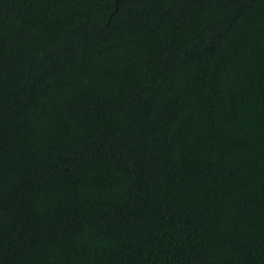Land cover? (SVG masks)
<instances>
[{
  "label": "trees",
  "instance_id": "16d2710c",
  "mask_svg": "<svg viewBox=\"0 0 264 264\" xmlns=\"http://www.w3.org/2000/svg\"><path fill=\"white\" fill-rule=\"evenodd\" d=\"M0 264H264V0H0Z\"/></svg>",
  "mask_w": 264,
  "mask_h": 264
}]
</instances>
